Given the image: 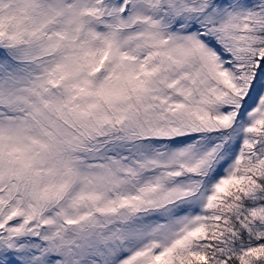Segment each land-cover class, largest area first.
I'll return each instance as SVG.
<instances>
[{"label":"snow or ice","instance_id":"obj_1","mask_svg":"<svg viewBox=\"0 0 264 264\" xmlns=\"http://www.w3.org/2000/svg\"><path fill=\"white\" fill-rule=\"evenodd\" d=\"M0 264H264V0H0Z\"/></svg>","mask_w":264,"mask_h":264}]
</instances>
